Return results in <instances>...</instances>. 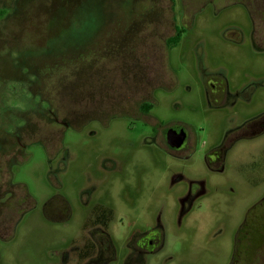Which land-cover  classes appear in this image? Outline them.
Instances as JSON below:
<instances>
[{"label": "rangeland", "instance_id": "rangeland-1", "mask_svg": "<svg viewBox=\"0 0 264 264\" xmlns=\"http://www.w3.org/2000/svg\"><path fill=\"white\" fill-rule=\"evenodd\" d=\"M177 28L206 43L204 65L264 76V0H0V264H81L88 234L111 253L80 261L127 264L144 221L165 235L144 264H264V136L231 148L221 173L201 167L203 133L192 166L160 146L175 120L212 127ZM178 175L184 195L197 176L211 184L181 221ZM96 205L112 220L79 229Z\"/></svg>", "mask_w": 264, "mask_h": 264}, {"label": "flooded vegetation", "instance_id": "flooded-vegetation-1", "mask_svg": "<svg viewBox=\"0 0 264 264\" xmlns=\"http://www.w3.org/2000/svg\"><path fill=\"white\" fill-rule=\"evenodd\" d=\"M183 34L184 31L179 28L176 29L174 35L176 41L173 43L172 49L179 52V57H182L183 52H187L189 59L194 64L199 91L198 101L203 106V114L212 119V127L194 130L189 123L175 120L169 123L170 126L166 129L163 144L160 146L176 160L190 162L192 166L195 165V162L191 160V157L197 152L200 145L198 134L203 133L205 135L203 143L210 149L203 155L201 167L206 171V174L208 171L221 173L225 170L226 160L231 148L242 146L246 141L253 142L254 145L255 140L258 141L261 136H264V76L226 75L211 65H204L203 53L206 54V48L203 49L202 46H206V43L203 45L196 42L190 45L182 44ZM146 106H140L141 113L144 114ZM222 123H225L224 128H222ZM169 129H173L177 133L184 132L185 137L178 147L168 145L166 133ZM261 142L264 144V139H261ZM216 165L219 168H214ZM248 172L252 173L250 170ZM179 178V175L174 177L173 184L177 189L172 196L180 208L178 218L181 221L186 214L195 209L197 201H201V198L208 193L211 184L208 175L207 178L203 179H199L200 177L197 176L198 180L191 181L187 188H184L186 192L184 195L181 194L183 189L178 187ZM213 187L217 190L223 188L220 186ZM64 204L67 215L63 220H71L74 213L70 211L67 200L62 199V206ZM112 211L114 209L96 205L88 213L86 211L85 213L81 212V224L78 228L88 230L101 227L103 229L112 220ZM147 224L144 221L135 224L133 229H130L123 248L124 257L128 260L127 264H144V258H156L158 255L160 258V254L165 252L162 250L165 246V235L161 234L160 229L155 231L153 227L149 228ZM102 231L104 232V230ZM238 232L240 234L241 230L239 229ZM73 239L75 238H71L70 242L74 241ZM101 239L100 236L96 237L94 234L79 237L77 244H84H81L82 247H79L75 257L79 259L81 264L84 263L80 259L86 255L108 253L106 251L110 249L109 240H107V243H109L106 246L107 250H98L95 254L97 248L101 247ZM108 251L111 253L110 250Z\"/></svg>", "mask_w": 264, "mask_h": 264}, {"label": "water", "instance_id": "water-1", "mask_svg": "<svg viewBox=\"0 0 264 264\" xmlns=\"http://www.w3.org/2000/svg\"><path fill=\"white\" fill-rule=\"evenodd\" d=\"M185 137V134L183 131H180V133H177L173 129H169L166 133V140L170 147H178L183 139Z\"/></svg>", "mask_w": 264, "mask_h": 264}, {"label": "trees", "instance_id": "trees-1", "mask_svg": "<svg viewBox=\"0 0 264 264\" xmlns=\"http://www.w3.org/2000/svg\"><path fill=\"white\" fill-rule=\"evenodd\" d=\"M175 41H176L175 37H172V38L170 39L171 44L175 43ZM149 107H150V106L147 105V106H146V110L149 109ZM244 227H245L246 230H247L248 225L246 224V225H244ZM244 227H243V228H244ZM246 232H247V231H246Z\"/></svg>", "mask_w": 264, "mask_h": 264}]
</instances>
